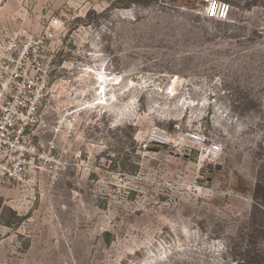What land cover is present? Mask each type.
<instances>
[{"label":"rangeland","instance_id":"374dc122","mask_svg":"<svg viewBox=\"0 0 264 264\" xmlns=\"http://www.w3.org/2000/svg\"><path fill=\"white\" fill-rule=\"evenodd\" d=\"M222 1L227 21L207 18L206 0H0V51L30 44L52 62L40 153L58 146L2 192L0 263L264 252V0Z\"/></svg>","mask_w":264,"mask_h":264},{"label":"built area","instance_id":"2783aa9c","mask_svg":"<svg viewBox=\"0 0 264 264\" xmlns=\"http://www.w3.org/2000/svg\"><path fill=\"white\" fill-rule=\"evenodd\" d=\"M204 11L209 19L227 21L231 5L222 0H206ZM51 63L39 47L30 44L15 42L0 51V197L4 188L23 183L29 175L36 174L41 159L56 158L55 140L45 145L47 154H41L39 146L42 135L53 133L43 109L49 93ZM150 138L159 144L167 142L166 135L158 130L151 131ZM207 153L209 158L218 159L221 146L212 144ZM0 264L22 263L12 254Z\"/></svg>","mask_w":264,"mask_h":264},{"label":"trees","instance_id":"16d2710c","mask_svg":"<svg viewBox=\"0 0 264 264\" xmlns=\"http://www.w3.org/2000/svg\"><path fill=\"white\" fill-rule=\"evenodd\" d=\"M264 191V187L261 183H257L254 199L257 202V209L264 212V196L260 195V191ZM238 264H264V252L254 250H247L244 259L240 260Z\"/></svg>","mask_w":264,"mask_h":264},{"label":"bare ground","instance_id":"6f19581e","mask_svg":"<svg viewBox=\"0 0 264 264\" xmlns=\"http://www.w3.org/2000/svg\"><path fill=\"white\" fill-rule=\"evenodd\" d=\"M101 85H104V83L103 82H101ZM102 90H101V92L103 91L104 93H105V88L103 87V88H101ZM104 89V90H103Z\"/></svg>","mask_w":264,"mask_h":264}]
</instances>
